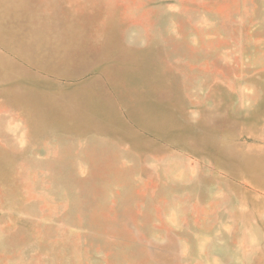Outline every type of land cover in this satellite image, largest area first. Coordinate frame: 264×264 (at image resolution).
<instances>
[{"label": "rangeland", "instance_id": "rangeland-1", "mask_svg": "<svg viewBox=\"0 0 264 264\" xmlns=\"http://www.w3.org/2000/svg\"><path fill=\"white\" fill-rule=\"evenodd\" d=\"M0 264H264V0H0Z\"/></svg>", "mask_w": 264, "mask_h": 264}, {"label": "bare ground", "instance_id": "bare-ground-1", "mask_svg": "<svg viewBox=\"0 0 264 264\" xmlns=\"http://www.w3.org/2000/svg\"><path fill=\"white\" fill-rule=\"evenodd\" d=\"M92 127V126H91Z\"/></svg>", "mask_w": 264, "mask_h": 264}]
</instances>
